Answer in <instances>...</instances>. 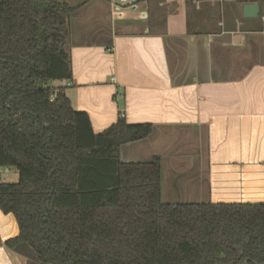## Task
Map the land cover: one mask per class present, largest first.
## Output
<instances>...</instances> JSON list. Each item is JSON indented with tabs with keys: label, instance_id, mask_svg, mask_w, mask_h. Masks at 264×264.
I'll use <instances>...</instances> for the list:
<instances>
[{
	"label": "trees",
	"instance_id": "16d2710c",
	"mask_svg": "<svg viewBox=\"0 0 264 264\" xmlns=\"http://www.w3.org/2000/svg\"><path fill=\"white\" fill-rule=\"evenodd\" d=\"M63 0H0V210L27 264H264V202L162 203L157 160L124 163L149 123L121 116L95 133L47 86L70 79ZM41 80L42 86L37 82Z\"/></svg>",
	"mask_w": 264,
	"mask_h": 264
},
{
	"label": "crops",
	"instance_id": "0c3cea01",
	"mask_svg": "<svg viewBox=\"0 0 264 264\" xmlns=\"http://www.w3.org/2000/svg\"><path fill=\"white\" fill-rule=\"evenodd\" d=\"M63 1L71 78L47 86L96 133L150 124L118 156L158 161L162 203L264 201V0ZM17 234L0 210V264H27L5 245Z\"/></svg>",
	"mask_w": 264,
	"mask_h": 264
},
{
	"label": "water",
	"instance_id": "95a60500",
	"mask_svg": "<svg viewBox=\"0 0 264 264\" xmlns=\"http://www.w3.org/2000/svg\"><path fill=\"white\" fill-rule=\"evenodd\" d=\"M257 12H258V5L256 3H252L251 2V3H245L243 5V14H244V16H246V17H253V16H256L257 15ZM37 86L38 87H41L42 86L41 80H38ZM94 132L96 133V131H94ZM259 202H243V203H259ZM262 202H264V201H262ZM222 203H239V202H222ZM18 232H19V229H18Z\"/></svg>",
	"mask_w": 264,
	"mask_h": 264
},
{
	"label": "rangeland",
	"instance_id": "374dc122",
	"mask_svg": "<svg viewBox=\"0 0 264 264\" xmlns=\"http://www.w3.org/2000/svg\"><path fill=\"white\" fill-rule=\"evenodd\" d=\"M73 2V1H71ZM18 179V173L15 168L11 167L9 172L3 173L2 181L4 182H15ZM179 204V203H177Z\"/></svg>",
	"mask_w": 264,
	"mask_h": 264
},
{
	"label": "built area",
	"instance_id": "2783aa9c",
	"mask_svg": "<svg viewBox=\"0 0 264 264\" xmlns=\"http://www.w3.org/2000/svg\"><path fill=\"white\" fill-rule=\"evenodd\" d=\"M121 116L123 117V116H124V114H121Z\"/></svg>",
	"mask_w": 264,
	"mask_h": 264
}]
</instances>
